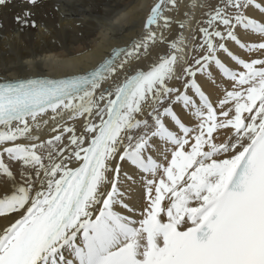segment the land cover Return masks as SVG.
Returning <instances> with one entry per match:
<instances>
[{
    "label": "snow or ice",
    "instance_id": "snow-or-ice-1",
    "mask_svg": "<svg viewBox=\"0 0 264 264\" xmlns=\"http://www.w3.org/2000/svg\"><path fill=\"white\" fill-rule=\"evenodd\" d=\"M250 6L264 14L256 0H221L204 13L197 22L200 43L192 46L204 54L192 57L181 76L175 67L185 40L179 35L168 42L163 35L173 23L165 13L176 0H156L144 35L113 48L90 71L0 79V175L13 184L0 198V217L19 216L0 231V264H264V59L246 62L224 43L248 53L264 50V42L246 44L236 35L239 28L264 38V22L245 14ZM31 15L24 11L16 22L36 28ZM176 23L184 29L187 21ZM157 43H167L168 54L146 71L125 72ZM218 52L243 71L229 69ZM210 65L233 85L216 106L196 81L198 73L211 75ZM118 72H125L121 80L105 88ZM173 78L183 81V91L168 86ZM176 103L195 126L182 122ZM48 113L53 135L42 141L36 133L47 126ZM145 113L151 123L140 118ZM165 118L178 131L169 130ZM77 119L84 121L79 135L67 126ZM219 130H227V138L217 143ZM65 134H71L67 145ZM153 138L165 146L163 162L148 154ZM5 157L26 170L22 184ZM125 161L144 174L146 203L139 213L119 189ZM117 205L140 218L121 214Z\"/></svg>",
    "mask_w": 264,
    "mask_h": 264
},
{
    "label": "bare ground",
    "instance_id": "bare-ground-1",
    "mask_svg": "<svg viewBox=\"0 0 264 264\" xmlns=\"http://www.w3.org/2000/svg\"><path fill=\"white\" fill-rule=\"evenodd\" d=\"M204 2L205 0H176V7L165 14L173 21L163 31L166 41L171 42L179 35H182L185 40L183 52L177 53L178 57H183L178 60L175 67L177 76L183 74L182 61L188 59L187 65L194 62L191 55L188 58L187 48H185L188 32L196 28L194 34L196 35L197 31L200 34V25L196 26L195 21L198 22L205 12L215 9L208 5L200 8ZM256 2L264 6V0H256ZM155 3L156 0H40L37 6H31L24 0H10L6 6H0V79L10 81L28 77L59 79L86 73L100 64L113 48L127 46L134 39L144 35V21ZM191 3L197 4V7H190ZM199 9L202 10L198 16ZM24 11L32 13L30 19L36 22V28L22 27L16 22V16ZM185 13L188 15L185 16ZM245 14L258 22H264V14L254 7L250 6L246 9ZM177 21H187L186 27L180 29ZM193 26L194 28H191ZM236 35L246 44L264 42V38L239 28L236 29ZM199 41L200 38L197 44ZM219 42L217 41V43ZM224 43L229 51L240 59L248 58L249 53L241 50L234 42L226 40ZM168 52L167 43L150 46L148 55H142L138 61L133 60L125 68V72L131 73L135 69L146 71L148 66L158 60L160 55H166ZM203 54L202 51H196L193 57ZM217 56L229 69L238 72L239 66L225 53L218 52ZM125 72H118L112 81L106 83L104 87L108 88L112 83H118ZM208 72L211 73L210 76L207 73L203 75L198 73L196 81L210 101L217 105L218 101L223 98L225 90H232L233 85L231 81L221 75L214 65L209 66ZM181 83H183L182 80L173 78L168 82V86L183 91ZM187 94L199 103L198 98L190 89ZM166 106H168L167 102L162 105V107ZM172 108L186 126H195L197 122L181 104H173ZM50 115L51 113H48L44 116V119L48 120L47 126H43L36 133L42 141L50 139L53 135L50 131L53 127V121L49 119ZM140 118H147L151 123V118L146 113L144 117ZM83 123V119L69 120L67 126L74 127L79 135L82 132ZM164 123L169 130L178 131L169 118H165ZM70 135L65 134L63 141L65 145H67ZM214 136L218 137L217 143L223 142L227 138V130H219L218 133H214ZM19 142L26 143V141ZM151 144L154 149H149L148 154L157 162H163L165 146L157 138H153ZM6 162L9 163L14 174L15 183L22 184L24 178L21 176V172L26 170L22 169L19 163L7 160ZM116 162H112L113 167ZM76 166L75 162L70 164V167ZM125 173L131 179H128ZM143 175L128 162L121 163L119 189L124 194L123 202L134 209L136 213L143 211L146 203L141 179ZM109 178H111V173ZM108 189H110V185ZM12 190V181L0 175V198L10 195ZM115 210L134 219L140 218L139 215L133 216L132 213L119 205L115 207ZM18 218L17 213L0 217V231L10 226Z\"/></svg>",
    "mask_w": 264,
    "mask_h": 264
},
{
    "label": "rangeland",
    "instance_id": "rangeland-1",
    "mask_svg": "<svg viewBox=\"0 0 264 264\" xmlns=\"http://www.w3.org/2000/svg\"><path fill=\"white\" fill-rule=\"evenodd\" d=\"M214 1V2H213ZM216 2V3H215ZM218 2V3H217ZM220 3V0H205V2L203 3V4H201L200 5V8L202 7V6H204V7H206L207 5L208 6H212L213 8L214 7H216L218 4ZM215 5V6H214ZM212 8V9H213ZM201 10L202 9H199L198 11H197V14H198V16L201 14ZM167 13V12H166ZM165 13V14H166ZM202 19H206V17L205 16H201L200 17V19H199V21L200 20H202ZM195 25L196 26H198L199 24L195 21ZM191 26V25H190ZM191 28H194V26L193 27H191ZM196 28H194V29H191L189 32H188V40H187V44H186V47L185 48H187L186 49V51H187V55H188V58H189V56L191 55V59H192V57L194 56V54H195V52L196 51H193L192 50V46L194 45V43H195V45H198L197 43V41L199 40V38H200V35L201 34H199L198 33V31L196 32V35L194 34V31H196L195 30ZM222 30V29H221ZM198 35H199V37H198ZM194 37H195V39H194ZM256 37V36H255ZM198 39V40H197ZM199 43H200V41H199ZM191 53V54H190ZM246 53H248V52H246ZM252 59H264V50H261V51H256V52H252V53H249V56H248V58H245L244 60L246 61V62H250ZM187 63H188V59L187 60H185V61H182L181 62V66L182 67H185L186 65H187ZM190 65V64H189ZM239 69H238V72L239 71H243V69L241 68V67H238ZM241 68V69H240ZM183 83H181V85H182ZM165 105V104H164ZM213 105L214 106H216V104L215 103H213Z\"/></svg>",
    "mask_w": 264,
    "mask_h": 264
}]
</instances>
